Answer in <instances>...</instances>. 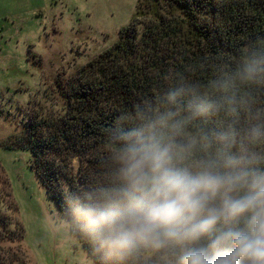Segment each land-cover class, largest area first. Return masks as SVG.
<instances>
[{"label":"trees","instance_id":"obj_1","mask_svg":"<svg viewBox=\"0 0 264 264\" xmlns=\"http://www.w3.org/2000/svg\"><path fill=\"white\" fill-rule=\"evenodd\" d=\"M253 65L258 71L245 75ZM63 93L61 116L31 117L7 147L30 151V167L94 264H173L174 250L149 246L123 260L107 256L75 209L120 187L128 137L162 116L179 129L169 138L181 166L196 170L227 153L264 171V0H137L118 40ZM9 196L0 190V241L22 237L2 208Z\"/></svg>","mask_w":264,"mask_h":264},{"label":"rangeland","instance_id":"obj_2","mask_svg":"<svg viewBox=\"0 0 264 264\" xmlns=\"http://www.w3.org/2000/svg\"><path fill=\"white\" fill-rule=\"evenodd\" d=\"M136 4L0 0V190L10 195L11 206H2L10 226L17 221L22 229L19 240L0 241L6 264H20V257L25 264H94L30 167V151L7 144L31 117L64 113L65 88L82 66L118 40ZM143 29L141 21L137 30Z\"/></svg>","mask_w":264,"mask_h":264},{"label":"clouds","instance_id":"obj_3","mask_svg":"<svg viewBox=\"0 0 264 264\" xmlns=\"http://www.w3.org/2000/svg\"><path fill=\"white\" fill-rule=\"evenodd\" d=\"M178 130L162 116L128 137L120 187L75 209L92 241L117 260L149 246L174 250L173 264H264V171L227 153L196 170L181 166L169 138Z\"/></svg>","mask_w":264,"mask_h":264}]
</instances>
